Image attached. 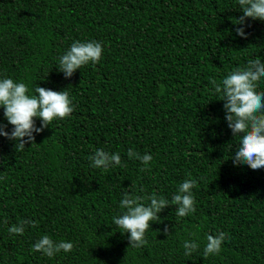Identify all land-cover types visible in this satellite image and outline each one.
Returning <instances> with one entry per match:
<instances>
[{
	"label": "trees",
	"instance_id": "16d2710c",
	"mask_svg": "<svg viewBox=\"0 0 264 264\" xmlns=\"http://www.w3.org/2000/svg\"><path fill=\"white\" fill-rule=\"evenodd\" d=\"M241 15L237 0H0V79L30 95L38 85L65 90L74 105L23 150L0 136V264H264V168L234 166L239 136L210 83L264 62V21L248 18L245 39L235 32ZM92 40L100 62L65 78L59 57ZM0 123L11 131L2 107ZM97 149L119 153L121 165L93 167ZM129 149L152 156L145 171ZM186 179L197 181L196 211L178 217L169 205L147 243L129 245L113 224L124 193L170 201ZM23 219L37 226L10 234ZM220 231V253L204 258L207 235ZM44 235L74 249L32 251ZM186 240L200 245L190 256Z\"/></svg>",
	"mask_w": 264,
	"mask_h": 264
},
{
	"label": "clouds",
	"instance_id": "9594fccd",
	"mask_svg": "<svg viewBox=\"0 0 264 264\" xmlns=\"http://www.w3.org/2000/svg\"><path fill=\"white\" fill-rule=\"evenodd\" d=\"M243 15L236 18L234 24L239 25L235 32L242 38H247L245 28L248 18L264 21V0H237ZM103 54L101 42L75 41L63 55L59 57L58 70L65 78L72 77L77 69L89 63H99ZM264 79V62L257 56L249 59L247 64L231 71L221 82L211 80L214 92L223 100L225 120L231 129L233 137L239 136L238 146L232 151L231 159L234 166L247 165L253 170L264 168V91H257L258 82ZM35 95L29 94L28 86L23 82H15L11 78L0 79V107L11 131L5 130L6 124L0 123V136L15 141V148L23 150L26 144L35 142V135L44 131L54 120L69 117L73 110V101L65 90L55 91L50 88L37 86ZM39 118L40 126L36 125ZM18 142V143H17ZM129 158H137L145 165V171L152 160L150 154L140 155L132 149L128 150ZM95 168L108 169L110 166L121 165L119 153H109L97 149L89 157ZM197 186L194 179H186L179 185L178 190L169 201L163 196L152 193L149 196L129 195L125 192L120 201L123 214L113 218V224L122 233H129V245L141 247L147 243L145 234L151 228L152 222L160 221L159 213L169 205L176 206V215L185 217L196 211L192 189ZM150 201L147 205L143 201ZM25 226L36 227L37 222L23 219L18 224L8 228L13 235H23ZM162 231L169 235V228ZM227 238L223 231L215 235L208 234L207 243L203 249V257L218 255L222 242ZM184 255L190 256L199 250L196 240H186L183 244ZM74 249L72 242L54 241L49 235H44L32 245V251L53 257L63 250L69 253Z\"/></svg>",
	"mask_w": 264,
	"mask_h": 264
}]
</instances>
